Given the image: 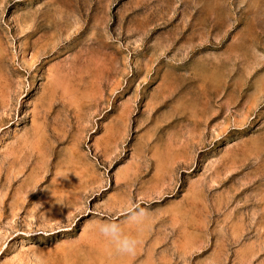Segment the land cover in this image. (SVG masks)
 <instances>
[{
    "label": "rangeland",
    "instance_id": "rangeland-1",
    "mask_svg": "<svg viewBox=\"0 0 264 264\" xmlns=\"http://www.w3.org/2000/svg\"><path fill=\"white\" fill-rule=\"evenodd\" d=\"M0 264H264V0H0Z\"/></svg>",
    "mask_w": 264,
    "mask_h": 264
},
{
    "label": "clouds",
    "instance_id": "clouds-1",
    "mask_svg": "<svg viewBox=\"0 0 264 264\" xmlns=\"http://www.w3.org/2000/svg\"><path fill=\"white\" fill-rule=\"evenodd\" d=\"M125 208L130 223L142 224L147 219L148 213L140 205L133 203ZM94 230L116 253L132 255L138 247L139 242L135 236L125 233L118 223L110 219L98 221Z\"/></svg>",
    "mask_w": 264,
    "mask_h": 264
},
{
    "label": "bare ground",
    "instance_id": "bare-ground-1",
    "mask_svg": "<svg viewBox=\"0 0 264 264\" xmlns=\"http://www.w3.org/2000/svg\"><path fill=\"white\" fill-rule=\"evenodd\" d=\"M40 142H41V141H40ZM128 171H129V169H128ZM73 175H74V174H73ZM71 176H72V175H71ZM64 182H66V183H65L64 186L62 185L63 188H62L61 185H60L59 187H61V189L57 186V190H58V189H60V190H63V189H64V190H70L71 188H73L72 184L75 183V182H73L72 180H70V179L67 178V177L65 178V181H64ZM84 182H85V184L87 183L85 180H84ZM84 182H82V183H84ZM61 183H62V182H61ZM85 184H84V185H85ZM87 184H88V183H87ZM82 185H83V184H82ZM54 194H55V193H54ZM59 194H60V193H59ZM59 201H60V200H59Z\"/></svg>",
    "mask_w": 264,
    "mask_h": 264
}]
</instances>
